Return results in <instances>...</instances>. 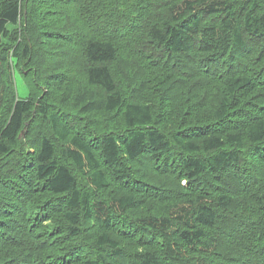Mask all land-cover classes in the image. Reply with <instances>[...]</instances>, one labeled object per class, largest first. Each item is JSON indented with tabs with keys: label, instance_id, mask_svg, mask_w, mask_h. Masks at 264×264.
Here are the masks:
<instances>
[{
	"label": "trees",
	"instance_id": "1",
	"mask_svg": "<svg viewBox=\"0 0 264 264\" xmlns=\"http://www.w3.org/2000/svg\"><path fill=\"white\" fill-rule=\"evenodd\" d=\"M0 264H264V0H0Z\"/></svg>",
	"mask_w": 264,
	"mask_h": 264
},
{
	"label": "rangeland",
	"instance_id": "2",
	"mask_svg": "<svg viewBox=\"0 0 264 264\" xmlns=\"http://www.w3.org/2000/svg\"><path fill=\"white\" fill-rule=\"evenodd\" d=\"M16 70V76H15V84H16V91H17V94H18V97L19 98H25L27 96V92H28V89H27V86L23 80V77L20 73V71H17Z\"/></svg>",
	"mask_w": 264,
	"mask_h": 264
},
{
	"label": "bare ground",
	"instance_id": "3",
	"mask_svg": "<svg viewBox=\"0 0 264 264\" xmlns=\"http://www.w3.org/2000/svg\"><path fill=\"white\" fill-rule=\"evenodd\" d=\"M48 129V128H47Z\"/></svg>",
	"mask_w": 264,
	"mask_h": 264
}]
</instances>
